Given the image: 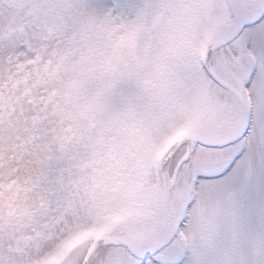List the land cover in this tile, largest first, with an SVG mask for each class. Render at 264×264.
Masks as SVG:
<instances>
[{
	"label": "rangeland",
	"instance_id": "obj_1",
	"mask_svg": "<svg viewBox=\"0 0 264 264\" xmlns=\"http://www.w3.org/2000/svg\"><path fill=\"white\" fill-rule=\"evenodd\" d=\"M223 2L0 0V264H41L83 225L148 206L144 197L161 186L151 143L182 116L180 98L152 92V22L160 16L163 31L169 19L191 18L188 5ZM141 16L148 30L129 43ZM128 229L119 217L111 237H137ZM88 237L58 264H82ZM260 251L257 238L249 255ZM92 264H102L98 255Z\"/></svg>",
	"mask_w": 264,
	"mask_h": 264
},
{
	"label": "snow or ice",
	"instance_id": "obj_2",
	"mask_svg": "<svg viewBox=\"0 0 264 264\" xmlns=\"http://www.w3.org/2000/svg\"><path fill=\"white\" fill-rule=\"evenodd\" d=\"M187 7L191 18L169 19L163 31L160 16L152 22L159 49L152 92L180 98L182 116L156 134L172 152L167 162L154 160L168 167L164 185L125 218L148 250L126 259L118 245L98 243L86 264L97 255L102 264H264V0ZM139 19L125 34L129 43L148 30ZM178 127L184 134L176 137ZM257 238L260 256L252 259ZM221 249L232 258H216Z\"/></svg>",
	"mask_w": 264,
	"mask_h": 264
},
{
	"label": "water",
	"instance_id": "obj_3",
	"mask_svg": "<svg viewBox=\"0 0 264 264\" xmlns=\"http://www.w3.org/2000/svg\"><path fill=\"white\" fill-rule=\"evenodd\" d=\"M242 125V124H241ZM241 127V126H240ZM238 130H239V128H238ZM237 130V131H238ZM163 170V169H162ZM161 170V175H162V178H163V171ZM164 181H163V183H162V186L164 185ZM105 241H107V242H111V243H115V244H119V245H125V246H127V247H132L131 245H127L125 242H123L121 239H119V238H114V239H107V240H105ZM95 247V245H93L91 248H90V251L88 252V254L89 253H91L92 252V250H93V248ZM87 254V255H88ZM83 264H86V261H85V259H84V261H83Z\"/></svg>",
	"mask_w": 264,
	"mask_h": 264
},
{
	"label": "bare ground",
	"instance_id": "obj_4",
	"mask_svg": "<svg viewBox=\"0 0 264 264\" xmlns=\"http://www.w3.org/2000/svg\"><path fill=\"white\" fill-rule=\"evenodd\" d=\"M169 152H170V151H168V149H167V151L165 152L166 154H164V156L167 155ZM164 156H163V157H164ZM128 212H129V211H128ZM128 212L126 213L125 217L127 216ZM125 217H124V218H125ZM124 218H123V219H124ZM102 239H104V238H102ZM128 239H129V238H128ZM132 239L135 240L136 243H138L137 237L132 238ZM130 242H131V241H130ZM77 246H79V245H77ZM73 249H74V248H73ZM73 249H72V250H73ZM72 250H71V251H72ZM60 261H61V260H60ZM58 263H59V262H58ZM58 263H57V264H58Z\"/></svg>",
	"mask_w": 264,
	"mask_h": 264
}]
</instances>
